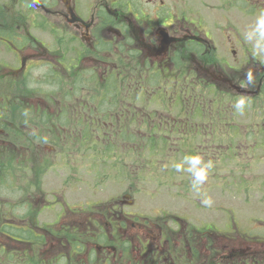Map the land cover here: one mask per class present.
Instances as JSON below:
<instances>
[{
    "label": "flooded vegetation",
    "instance_id": "af4514ba",
    "mask_svg": "<svg viewBox=\"0 0 264 264\" xmlns=\"http://www.w3.org/2000/svg\"><path fill=\"white\" fill-rule=\"evenodd\" d=\"M212 1L214 10L219 13L218 18L224 20L233 19L229 12L231 8L243 16H256L264 10V0ZM34 5L39 17L35 29L47 34L52 41L50 48L28 29L26 36L18 39L19 44L9 38H0L19 59L15 69L5 61L0 62V79L4 78L8 84L10 77L17 74V84L21 85L18 92L5 90L2 95L0 114L4 123L0 131L1 137H5L2 142L10 144L1 146L7 149L0 152V173H15L17 161L21 163L17 169L24 170L25 162L15 147L25 151L49 143L57 149V140L74 136L78 141V132L120 129L135 132V136L138 131H162L167 138V147L173 149L175 156L199 154L204 160L211 159L214 165L225 151V159L239 160L237 163L241 164L237 171L228 167L225 172L228 177L261 179L264 184V119L251 124L230 122L242 116L230 107L241 98L246 101L243 114L249 111L254 115L261 111L264 115V51L255 50L238 28L231 25L226 28L230 34L227 48L232 51L235 61L231 64L218 55L214 33L204 27L202 11L189 12L187 8L170 7L165 0H92L86 9L82 0H34ZM84 12L88 13L87 16ZM35 68H44L45 72L35 81V87L27 86ZM249 69L255 74L254 86L244 83V74ZM59 81L64 84L61 88ZM95 81L104 87L111 81L134 85L145 83L147 89L138 92L131 88L106 94L83 88L84 83ZM78 83H82L81 89L75 88ZM44 85L48 88L45 89ZM201 85H205L211 96L202 93ZM63 90L68 106L60 103ZM207 95L215 104L225 98L224 110L216 109L213 113L205 103L210 101ZM106 96L110 100L102 102ZM96 100L99 105L95 104ZM109 101L117 106L109 108L112 105ZM203 103L206 108L201 110L197 105ZM78 104L81 106L75 107ZM202 111L211 114L209 122L200 121ZM107 114L116 116L119 121H127V117L131 121L113 124L112 119L106 120ZM217 115L219 118L224 115L228 122H216ZM67 120L69 123H65ZM10 126H14V132L6 131ZM16 133L18 139H15ZM40 135H43L41 139ZM241 138L246 139L238 141ZM14 139L18 145L13 144ZM73 142L66 147L72 149L69 155L89 159L88 150L77 151ZM32 154L29 162L35 164V152ZM238 156L243 157L244 162ZM134 160L130 155L128 161L131 165ZM28 167L30 174L36 173L32 172L34 166L28 164ZM212 172L216 178H221L218 167ZM96 208L72 210L70 214L77 215L76 219L62 221L58 229L52 227L49 232H42L40 227L31 224L15 227L7 223L3 232L5 236L25 244L23 250L29 251L28 248L33 246V258L20 256L25 262L19 260L16 263L124 264L117 258L119 253L132 249L128 264H249L251 257L240 249H230L228 254L220 252L235 240L246 244L264 241L261 233H246L237 238L226 234L222 237L224 241L217 245L215 227L211 224L196 226L180 218L165 220L164 216L145 217L143 222H137L136 215H124L120 204L110 212H105L108 209L102 205ZM152 223L158 227L155 233ZM172 223L177 228H173ZM230 223L234 225L233 220ZM10 227L27 233L12 234L8 230ZM136 227L146 231L132 232ZM42 243L49 244L45 250ZM4 250H9V244ZM207 251L212 255L203 259ZM10 257H7L8 263Z\"/></svg>",
    "mask_w": 264,
    "mask_h": 264
},
{
    "label": "rangeland",
    "instance_id": "374dc122",
    "mask_svg": "<svg viewBox=\"0 0 264 264\" xmlns=\"http://www.w3.org/2000/svg\"><path fill=\"white\" fill-rule=\"evenodd\" d=\"M91 1L82 0V6L86 9L88 7L87 4ZM165 1L170 7L175 5L181 10L187 8L190 9L188 10L189 12L202 11L204 13L203 17H205L202 21L206 24L204 27L210 30L212 34L214 33L213 40L218 47V55L231 64H235L232 51L227 48L230 34L226 28L230 25L238 28L243 36L248 27L254 23L257 15L243 16L236 9L231 8L229 12L233 19L224 20L218 18L219 13L214 10L212 0ZM36 11L34 0H0V25L4 22V18L12 16L17 33L16 38L8 40H11L14 44H19L18 39L25 37V31L28 29L31 34L42 39L46 43L47 48L51 47L52 41L49 40L47 34L35 29L38 28L35 23L39 19L38 11ZM84 13L87 16L88 13ZM23 17L27 19L23 20ZM5 26L8 27L9 24ZM6 44V41L0 39V62L5 61L10 64L12 69H15L18 67L19 59L8 49ZM249 44L252 45L251 42ZM28 51L27 53H29ZM44 72V68H35L33 76L31 75L26 83L27 86L35 87V81L41 79ZM10 78L8 84L4 81V78H2L3 81L0 79V107H2V95L5 90L9 93H16L20 90L19 87L21 85L17 84L18 75L13 74ZM221 87L225 86L221 85ZM44 88L47 89L48 86L44 85ZM201 88L202 93L208 91L205 85H201ZM211 90L214 91L215 89L211 88ZM208 94L211 96L210 93ZM209 95H207V99L210 101H205V103L208 104L212 112L215 113L216 109L224 110L226 99H220L219 102L221 103L215 104L214 101L209 99ZM59 98H61L60 103L63 106L67 105L64 99V90ZM95 104L99 105V101L96 100ZM233 104L229 106L233 108ZM76 106L79 107L81 105L78 104ZM233 111L236 114L238 113L234 109ZM261 113V111L254 115H251L249 111L244 112V114L239 113L242 116L232 119L230 122L260 123L264 119V115ZM222 116L219 118L217 115L218 121L215 119L216 122H228V119L224 115ZM208 117L211 118V114L207 111H202L200 121L209 122ZM3 120V116L0 114V130L2 129L1 125L4 123ZM13 127L10 126L6 131H11ZM45 134L47 133L43 135ZM222 134L225 135V133ZM240 134H243V132H240ZM30 135H26V137H30ZM42 136L40 135V139ZM17 137L18 134L16 133L15 139H18ZM9 138L8 136V140ZM3 139L5 137H1L0 131V148L2 145L7 147L10 144L2 142ZM243 139L241 138L238 141L241 142ZM260 139L261 137L257 141H260ZM43 140L44 138H42ZM11 141L13 142V140ZM71 141H76L74 136L72 138L66 136L63 140H57V149L49 143H43L37 149H25V151H22V149L18 150L17 147L14 148L18 152L19 157L20 154L22 155L23 160H21L25 162V167L20 172L17 167L21 163L19 164L17 161L15 163V173H0V264H15L16 261L22 260L19 258L20 256L33 258V246L32 249L28 248L29 251L27 249L23 250V247L26 246L25 244H20L3 234L7 223L15 227L29 226L31 224L40 227L42 232H49L52 227L58 229L62 221L76 219L77 215L73 216V214H70L72 210L77 208L97 210L99 207L96 208V206L98 205L105 206L108 209L105 212H110L113 207L116 208L117 204H120L122 205V210L126 213L124 215H136L137 222H143L145 217L155 219V217L164 216L165 220L171 217L176 221V218H180L185 220L186 223L196 226L211 224L215 227L217 245L219 242L224 241L222 237L226 234H231V237L234 238L238 236L244 237L246 233L250 235L261 233L264 235V222H260L264 219V184H262L261 179L236 180L228 177V173L225 174L228 171V167L237 171L240 170L241 164L237 163L239 160L231 162L225 159L223 157L225 151L217 159L213 169L210 170L209 178L203 186V192L213 200L211 207H205L201 202L202 197L191 189L189 174L187 172H177L173 167L174 163L182 161L184 155L175 156V154H172L173 149L167 147V145L143 152L142 155L136 157L132 165L128 161L129 159H126L127 161L125 160L121 165L117 163L115 168L108 160L104 164H97L96 166L95 163L90 161L91 157L89 159L71 157L69 153L72 149H66L67 146H71ZM18 143L15 140L13 144L18 145ZM234 144L237 145V143ZM6 149L1 148L0 152L2 150L6 151ZM32 151L35 152V164L29 162V160H32ZM150 151L151 153H149ZM239 151L241 150L239 149ZM144 157L150 161L145 162V165L140 162ZM237 158L242 162L245 160L243 157L238 156ZM136 161H138V166L135 164ZM28 164L34 166L32 172L36 171V173L30 174ZM236 166L239 167L236 168ZM216 167L220 171L219 176L221 178H216V174L212 172ZM116 169H119V172ZM257 219L261 220L257 221ZM231 220L234 221L235 226L238 225L240 227H234L230 223ZM172 225L173 228H177L176 224L172 223ZM15 227L8 228L10 233L18 235L27 233ZM151 228L154 230L153 233L158 231V227L154 223H152ZM136 230L146 231L143 228L136 227L132 232ZM231 231L232 233H230ZM204 239L203 237L202 240ZM48 243H42L43 250L48 247ZM8 244L9 250L6 251L4 246ZM119 246L122 247L120 244ZM230 249H240L242 252L248 253L250 257H263L264 241L262 243L250 241L246 244L235 240L230 244L229 248L222 249L220 253L228 254ZM8 251H10V254ZM21 251H26V253L23 254ZM130 251L119 253L117 258H120L121 261L123 260L124 264H128ZM137 252L140 253L139 250ZM10 255L11 260L8 263L7 257ZM142 255L143 251L141 252ZM211 255L212 253L207 251V254L203 255V259L205 257L209 258ZM24 262L25 260H22V263ZM113 264L117 263L114 262Z\"/></svg>",
    "mask_w": 264,
    "mask_h": 264
},
{
    "label": "trees",
    "instance_id": "16d2710c",
    "mask_svg": "<svg viewBox=\"0 0 264 264\" xmlns=\"http://www.w3.org/2000/svg\"><path fill=\"white\" fill-rule=\"evenodd\" d=\"M4 22L2 25H0V38H9L14 39L17 37V33L15 31V26L13 23V17L4 18ZM9 24L8 27L5 25ZM59 87L61 88L64 86V84L59 81L58 82ZM85 87L88 88V90H95L98 92H103L106 94L114 93L118 91H127L131 88L136 89L138 92H144L147 89L146 84H119L116 81H111L107 83L104 87L103 84H99L98 82H91L89 84L84 83ZM80 83L75 84V88H80ZM76 90V89H75ZM110 100L109 97H104L102 99V102ZM112 103L109 108L115 107L117 105H113V101H109ZM103 104V103H102ZM203 105V107H202ZM198 108L201 110L206 108L205 103L201 105H197ZM106 120L112 119L113 124H122L125 122L131 121L129 117H127V121H124L118 118L116 116H113L110 114V116L107 114L105 116ZM200 122V121H199ZM65 123H69L67 120ZM81 123V122H80ZM107 123V122H106ZM201 123V122H200ZM80 138H78V141H74V146H77V151L81 152L82 150L86 151L88 150L89 156L91 157L90 161L97 164H104L107 160L110 161L111 165L116 168V164L119 165L123 164L125 162V159H129V156H133L136 160V157L143 154V152L147 150L156 149L160 146L166 145L167 138L165 136V133L162 131H156V132H142L138 131L136 136L135 132L131 131H125V130H114V131H84V132H78L77 133ZM135 144V145H134ZM151 153V151L149 152ZM128 157V158H127ZM143 160V161H141ZM140 162L145 165V162L148 161L145 157L142 158ZM135 164L138 166V161L135 162ZM114 170V168H112ZM119 169H116L118 171ZM249 264H264V256L263 257H257V256H251L250 263Z\"/></svg>",
    "mask_w": 264,
    "mask_h": 264
},
{
    "label": "clouds",
    "instance_id": "9594fccd",
    "mask_svg": "<svg viewBox=\"0 0 264 264\" xmlns=\"http://www.w3.org/2000/svg\"><path fill=\"white\" fill-rule=\"evenodd\" d=\"M245 41L251 42L254 49L264 51V10L257 14V17L246 32L243 33ZM244 83L247 86L255 85V74L249 69L244 74ZM246 101L241 98L234 102L233 108L236 112L243 113ZM177 172H187L190 176L191 189L202 197V204L211 207L213 200L203 192V186L209 178V172L214 167V162L209 159L205 161L199 154H186L182 161L173 164Z\"/></svg>",
    "mask_w": 264,
    "mask_h": 264
}]
</instances>
